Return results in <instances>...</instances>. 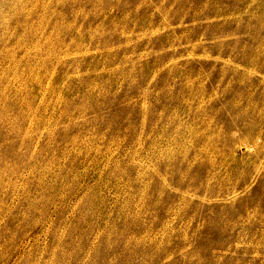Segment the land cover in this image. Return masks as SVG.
Returning a JSON list of instances; mask_svg holds the SVG:
<instances>
[{"label": "rangeland", "instance_id": "rangeland-1", "mask_svg": "<svg viewBox=\"0 0 264 264\" xmlns=\"http://www.w3.org/2000/svg\"><path fill=\"white\" fill-rule=\"evenodd\" d=\"M0 264H264V0H0Z\"/></svg>", "mask_w": 264, "mask_h": 264}]
</instances>
